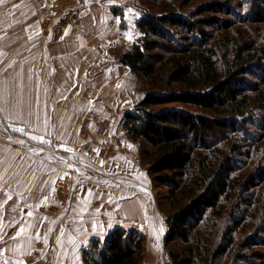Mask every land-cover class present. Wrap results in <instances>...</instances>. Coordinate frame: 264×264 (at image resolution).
<instances>
[{
    "label": "crops",
    "instance_id": "crops-1",
    "mask_svg": "<svg viewBox=\"0 0 264 264\" xmlns=\"http://www.w3.org/2000/svg\"><path fill=\"white\" fill-rule=\"evenodd\" d=\"M61 2L66 3L62 15H56ZM123 13L91 0L0 3V122L3 133L25 141L20 146L0 133V174L7 171V184L0 182V264H29L25 258L41 249L49 223L63 216L64 186L75 184L77 172L64 168L66 156L85 167L98 164L107 174L81 182L66 224L58 227L64 238L55 242L57 253L82 254L92 240L118 227L143 230L126 225L122 220L128 215L120 210L127 203L141 209L139 193L151 191L150 164L134 148L141 142L128 141L123 126L125 114L146 96L143 81L120 62L140 39L142 16L131 20L129 9ZM111 141L118 152L108 153ZM112 181L126 188L110 189ZM149 196L153 204L154 195Z\"/></svg>",
    "mask_w": 264,
    "mask_h": 264
},
{
    "label": "trees",
    "instance_id": "trees-1",
    "mask_svg": "<svg viewBox=\"0 0 264 264\" xmlns=\"http://www.w3.org/2000/svg\"><path fill=\"white\" fill-rule=\"evenodd\" d=\"M140 1L150 11L137 23L140 39L120 62L148 91L125 114L123 126L132 140L145 145L142 155L150 174L167 188L172 210L164 243L172 264H223L235 240L232 231L220 228V205L241 183L233 155L241 160L240 145L246 142L224 148L208 141L216 130L243 132L249 123L261 95L251 77L264 68V45L232 42L235 21L228 17L235 8L230 0L203 4L192 18L186 8L196 0ZM251 178L256 186L264 184V169ZM147 241L142 230L118 227L92 240L82 259L84 264H144Z\"/></svg>",
    "mask_w": 264,
    "mask_h": 264
},
{
    "label": "rangeland",
    "instance_id": "rangeland-1",
    "mask_svg": "<svg viewBox=\"0 0 264 264\" xmlns=\"http://www.w3.org/2000/svg\"><path fill=\"white\" fill-rule=\"evenodd\" d=\"M74 2L85 3V0H73ZM96 4H102V6H113L114 10H118L125 16L123 11L129 9L130 18L136 15L142 16L147 13L148 10L140 0H91ZM214 1H226L227 0H196L186 8V16L194 17L196 10L203 4L211 3ZM234 4L233 18L235 25L229 33L233 43L243 42H258L260 45H264V1L263 0H230ZM66 3H59L56 5V15H60L62 7ZM139 12V13H138ZM64 14V13H63ZM62 15V14H61ZM141 17V18H142ZM130 24V21H124L126 25ZM138 23V22H137ZM49 22L44 26V32L48 30ZM138 27V26H137ZM140 31V29L138 28ZM222 35V34H221ZM219 35V37L221 36ZM141 37V36H140ZM218 37V38H219ZM223 42V39H219ZM254 83H258L261 90V95L254 102L255 105L252 107V111L248 115L249 123L245 126L244 131L235 133L232 132L225 134L218 130L213 133L212 138L208 141L209 144L216 145L217 147H232L233 145H240L243 153L240 156L233 155V159L237 161L236 175L238 184L235 192L231 193L228 197L223 198L220 207L223 211V216L219 220L220 228L222 232L232 231L235 244L230 253L223 256V264H264V242H255L256 237L264 238V184L254 185L251 183L252 175L257 171L264 169V68L254 72L251 77ZM144 86V82H143ZM148 87H144L145 94L147 93ZM156 91V88L151 89ZM195 112L201 114H207L196 107L186 106ZM242 120L238 123L239 128L241 127ZM237 125V126H238ZM126 130V129H125ZM124 130V131H125ZM3 133L2 122H0V133ZM128 135L127 130L125 131ZM8 139L16 143L18 140H22L23 144L16 143L17 145L23 146L24 140L15 135L3 133ZM128 141L132 142V139L127 137ZM114 141H111L110 152H118L113 147ZM16 145V146H17ZM149 146H146V148ZM138 152L143 151L145 145L138 143L135 147ZM206 152H204L205 154ZM114 154V153H112ZM118 155V154H117ZM62 157V156H61ZM143 158V155H142ZM106 159H117L112 156H108ZM64 168H74L77 170L76 174L73 175L72 187L68 188V183L64 186L63 190V201L62 209L63 216L57 221H51L47 228V233L44 238L41 249L38 248L33 253L26 256L25 260L29 264H66L68 261H72L73 264H84L82 260L81 250L74 253H60L56 252L59 248L55 245V242L61 243V237L58 235V227L63 224V219L66 218L71 209L72 202L77 196L80 190L81 182H88L94 180L104 179L105 173L100 166L95 165L92 168L82 166L81 162L76 161L70 157L62 158ZM145 165L149 164L144 160ZM109 175V174H108ZM113 175V174H112ZM70 181V180H69ZM78 182L80 184H78ZM114 182V181H112ZM151 191L150 193H142L141 199L144 201L141 203V209L137 205L135 208L130 203L121 206L120 210L124 211L128 215L122 221L126 225H136L144 230L148 236L146 258L144 264H172L169 255L165 250L164 239L168 231L167 227V215L171 212V206L169 201H166L167 188L159 185L155 182L154 177L150 175V181H148ZM78 184V185H77ZM77 185V186H76ZM76 186V187H75ZM76 188V189H75ZM122 188H126L120 183L112 184L110 189L120 191ZM247 188H250L247 190ZM106 197H111L110 194H105ZM154 195V202L150 201V196ZM115 198V197H114ZM151 203V204H150ZM53 215V214H51ZM50 217V216H49ZM156 219V233L153 236L152 227L153 220ZM142 230V231H143ZM150 234V235H149ZM231 235V234H230ZM57 238V239H56ZM64 238V237H62ZM164 244V246H163ZM174 245L177 250L180 248V242ZM79 246L78 248H80ZM184 248V246H182ZM247 258V259H246Z\"/></svg>",
    "mask_w": 264,
    "mask_h": 264
},
{
    "label": "snow or ice",
    "instance_id": "snow-or-ice-1",
    "mask_svg": "<svg viewBox=\"0 0 264 264\" xmlns=\"http://www.w3.org/2000/svg\"><path fill=\"white\" fill-rule=\"evenodd\" d=\"M0 3H3V0H0ZM3 111H4V109L0 108V113H3ZM12 131L19 132V133H21V134H24V133H25V129H24V128H18V127H13V128H12ZM30 139H32V140H37V141H39V142H41V143H49L47 140H44L43 137L30 136ZM16 143L23 144V141H22V140H18V141H16ZM66 150H67V151H72L71 149H66ZM9 167H10V165H9ZM6 174H7L6 169H5V171H4L3 174H0V182H2V183H4V184H7V180H4V175H6ZM0 190H3V189H0ZM52 191H55V189H52ZM89 194H91V193H89ZM9 199H11V196H9ZM46 199H47V197H45V200H46ZM27 214H28L29 216L32 215L31 212H29V213H27ZM23 231H24V229L21 228V229H20V232H23ZM18 235H19V233H18ZM13 239H15V237H13Z\"/></svg>",
    "mask_w": 264,
    "mask_h": 264
},
{
    "label": "water",
    "instance_id": "water-1",
    "mask_svg": "<svg viewBox=\"0 0 264 264\" xmlns=\"http://www.w3.org/2000/svg\"><path fill=\"white\" fill-rule=\"evenodd\" d=\"M163 246H164V244H163Z\"/></svg>",
    "mask_w": 264,
    "mask_h": 264
}]
</instances>
